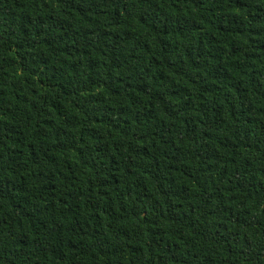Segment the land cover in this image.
Segmentation results:
<instances>
[{
    "label": "trees",
    "instance_id": "trees-1",
    "mask_svg": "<svg viewBox=\"0 0 264 264\" xmlns=\"http://www.w3.org/2000/svg\"><path fill=\"white\" fill-rule=\"evenodd\" d=\"M0 264H264V0H0Z\"/></svg>",
    "mask_w": 264,
    "mask_h": 264
}]
</instances>
